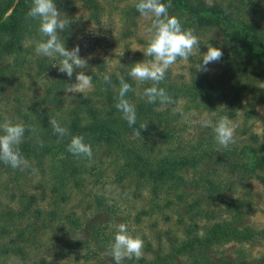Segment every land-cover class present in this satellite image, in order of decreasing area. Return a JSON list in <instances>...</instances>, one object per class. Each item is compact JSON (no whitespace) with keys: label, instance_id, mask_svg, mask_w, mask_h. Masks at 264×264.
Wrapping results in <instances>:
<instances>
[{"label":"rangeland","instance_id":"rangeland-1","mask_svg":"<svg viewBox=\"0 0 264 264\" xmlns=\"http://www.w3.org/2000/svg\"><path fill=\"white\" fill-rule=\"evenodd\" d=\"M94 11L71 0L65 13L72 23L59 32L65 47L79 45L88 67L128 73L143 54L152 18L127 17L133 0H97ZM208 2L212 0H206ZM232 3L234 23L257 21L264 25V0H220ZM226 33L230 27L223 26ZM224 30L198 29L200 49L188 61L178 59L158 86L173 103L155 108L137 123L147 124L141 136L129 133L122 147L94 145L92 158H80L76 172L66 170L52 157L28 158L29 167H4L0 172V264H115L106 254L117 226L124 223L132 235L144 240L141 259L122 264H264V170L245 173L251 165L249 147L264 155V70L257 60L234 46ZM38 35L23 39V50L0 57V123L7 118L25 123V116L42 117V103L34 102L47 87L76 83L59 72V58L35 51ZM211 45L223 52L207 71H197ZM123 53V54H122ZM136 97L152 82L132 79ZM87 91V90H86ZM75 93L62 95L61 111ZM181 109L175 112L174 109ZM60 113L59 110H49ZM227 116L235 125V143L227 148L215 140L213 126ZM142 156L159 169L183 156L197 164L177 168L176 179H154L139 174L131 159ZM62 179V180H60ZM215 223H228L254 231L245 240H222L191 251L180 246L196 235H208Z\"/></svg>","mask_w":264,"mask_h":264},{"label":"trees","instance_id":"trees-1","mask_svg":"<svg viewBox=\"0 0 264 264\" xmlns=\"http://www.w3.org/2000/svg\"><path fill=\"white\" fill-rule=\"evenodd\" d=\"M88 8L94 11L98 8L97 0H80ZM138 0H133L128 8L123 12L127 17L138 16L135 4ZM169 3V0H162ZM32 0H0V57L19 53L23 50V39L26 36L38 35L39 21L28 18L26 13L31 6ZM57 9L66 8L71 0H55ZM171 7L168 9L169 15L179 18L182 27L192 29L194 32L198 29L216 27L223 29L224 25L230 27L228 33L223 31L228 38L234 41V46L250 58L257 60L264 70V25L257 21L237 20L234 23L232 3H223L220 0H170ZM98 69L87 67L85 74L92 76V89L83 93H75L72 101L61 111L62 95L66 85L61 82L53 85L55 89L47 87L46 93L34 102L32 110L36 111L39 103L43 104L45 114L36 119L25 116L26 131L23 141L20 144L22 155L28 158L43 159L45 155L54 158L63 169H71L76 172L80 163V158L74 156L67 150L72 136L83 135L85 142L91 146L107 145L120 146L125 137L134 133L136 124L140 123L147 114L158 116V111L154 104L147 103L141 97H136L134 91L127 93L129 99L136 108L137 120L133 127H129L122 118V113L115 107L119 91V80L117 73L109 71L104 62L97 63ZM108 73L111 77L110 83L103 81V75ZM126 82L132 85V78L128 73L123 74ZM59 110L56 114L54 111ZM50 119L57 120L61 126L68 130V134L59 137L53 133ZM43 141V145L39 143ZM122 147V146H120ZM249 153L252 155L250 166L242 165L241 169L248 174L255 173L257 170H264V155H258L253 147H249ZM131 167L137 170L139 174H149L154 179L175 180V171L188 165L197 164V160H192L187 156L179 158L177 161L169 162L167 166L159 169L151 168L149 161L142 156L132 158ZM9 165L0 162L1 169ZM62 180V179H60ZM252 231L249 228L240 231L231 227L228 223H215L208 229V235L201 237L195 236L192 240L182 244L180 250L191 251L194 246H208L213 242L222 240L236 239L245 240L251 236ZM263 232V231H259ZM207 264V263H199ZM210 264V263H209ZM235 264H245L244 261Z\"/></svg>","mask_w":264,"mask_h":264},{"label":"clouds","instance_id":"clouds-1","mask_svg":"<svg viewBox=\"0 0 264 264\" xmlns=\"http://www.w3.org/2000/svg\"><path fill=\"white\" fill-rule=\"evenodd\" d=\"M137 11L145 17H151V25L147 29L149 38L147 46L143 51L145 57L151 59L136 62L131 66L128 75L135 81H151L150 87L144 89V97L147 103L154 104L157 101L161 105L173 103L166 89L158 85L165 80L167 71L176 64L177 60L188 61L200 49L199 37L192 29H185L178 17L169 15L168 9L171 3L162 0H138L135 4ZM28 18L39 21L38 31L43 38L36 43L35 51L47 58H59L57 67L59 72L66 73L69 78L73 76L74 69H81L76 73V83L65 89L70 93H83L91 90L92 76L85 74L87 59L80 57L79 45L71 50L65 47L60 39L59 32L64 31L72 23V20L57 9L55 0H32L31 6L26 13ZM123 54V53H122ZM223 57V52L218 47L209 45L207 52L202 55V63L198 64L197 71H207L210 63L218 62ZM119 80V91L115 107L122 113V118L129 127L136 124L137 114L135 105L127 99V93L133 91L132 85L126 82L123 75L117 73ZM105 83L111 82L108 73L103 75ZM181 109H174L180 112ZM53 133L59 137L68 134V130L61 126L55 119H50ZM201 127H213L215 140L221 147L227 148L235 143L236 125L227 117H221L213 126L208 118H202ZM147 124H141L139 129H134V136L140 137L141 131L146 129ZM26 126L23 122L5 119L0 123V162L16 169L29 167V161L22 155L20 144L23 141ZM41 146L43 141H39ZM67 150L77 157L92 158V147L85 142L83 135L72 136ZM144 240L139 235H132L128 226L120 223L114 235V240L109 244L106 254L110 256L115 264H122L124 260L141 259L143 257Z\"/></svg>","mask_w":264,"mask_h":264}]
</instances>
